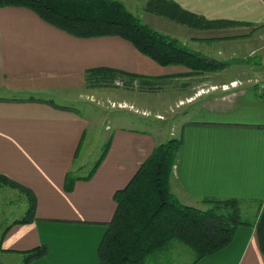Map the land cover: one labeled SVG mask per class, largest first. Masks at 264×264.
<instances>
[{"label": "crops", "instance_id": "1", "mask_svg": "<svg viewBox=\"0 0 264 264\" xmlns=\"http://www.w3.org/2000/svg\"><path fill=\"white\" fill-rule=\"evenodd\" d=\"M142 1L144 5L147 0ZM175 1L208 19L251 23L217 32L182 26L188 28L193 42L189 48L204 55L211 54L213 45L238 42L247 50L241 58H231L234 62H227L226 69L244 66L254 73L251 77H263L264 0ZM142 10L141 19L150 25H154L153 17L176 24ZM98 67L148 76L189 73L182 66L159 65L120 37H76L26 7H0L1 213L5 215V205H14L23 195L11 182L31 190L37 201L31 222L7 229L19 217L0 227L3 263L23 251L45 247L46 254L31 264H101L98 249L117 209L115 193L128 185L162 143L158 134L107 122L103 115L96 121L102 126L103 151L87 170L93 146L88 155L84 149L89 133L96 131L95 121L55 100L88 95L85 73ZM257 88L201 93L189 102L202 101L198 116L176 121L177 113H173V134L182 142L171 188L182 203L194 206L206 197L236 198L260 201L264 208V94ZM70 174L79 178L68 190ZM197 264H264L255 227L241 226L228 247Z\"/></svg>", "mask_w": 264, "mask_h": 264}, {"label": "trees", "instance_id": "2", "mask_svg": "<svg viewBox=\"0 0 264 264\" xmlns=\"http://www.w3.org/2000/svg\"><path fill=\"white\" fill-rule=\"evenodd\" d=\"M5 6L31 9L46 22L76 37H120L159 65L186 68L187 75L221 71L228 66L225 61L193 51L177 39L158 32L131 13L120 0H0V7ZM144 10L198 30L251 25L208 19L184 9L175 0H147ZM176 76L179 74L148 76L98 67L86 71L85 83L87 88L117 87L121 81L126 87L137 84L140 91L151 92L164 86V78ZM181 142L180 137H174L157 145L128 185L115 193L117 209L98 249L101 264H165L157 259V253L168 249L175 240L195 250L194 263H197L228 247L238 228L251 225L242 218V199L206 197L201 200L205 205L201 208L186 205L176 197L171 179ZM78 178L67 175L66 188L71 190ZM9 185L20 189L21 199L27 203V214L7 229L14 224L31 222L37 204L31 190L16 182ZM252 226L264 254V208ZM46 252L45 247H36L22 253L26 254L27 264H31Z\"/></svg>", "mask_w": 264, "mask_h": 264}, {"label": "rangeland", "instance_id": "3", "mask_svg": "<svg viewBox=\"0 0 264 264\" xmlns=\"http://www.w3.org/2000/svg\"><path fill=\"white\" fill-rule=\"evenodd\" d=\"M120 1L123 2L125 7L134 15L138 17L142 15V9H144L145 5H143L142 0ZM151 21L154 23V25L160 26V29H158L157 26L155 27L154 25H150L146 21L143 22L158 32L177 39L187 48H189L190 45H193L190 34L188 33V28H184L182 24L177 22L176 24H165V22H162V20L154 17L151 19ZM215 31L216 30H214V32ZM200 34L201 32H196V35ZM262 35L264 38V31ZM181 36L182 38H180ZM184 36L186 38H184ZM237 43L238 42H229L226 45H213V47L210 49L211 54L206 56L228 63L234 62L231 58L234 57L239 59V57L241 58L242 54L246 52L245 50H247H243L242 48L238 47ZM204 47L205 46L201 44V48L204 49ZM202 51L204 52V50ZM253 57H255V54H253ZM239 61L242 62L243 60ZM180 75L181 74L176 77L164 78V86L151 92L140 91L137 88V84L126 87L121 81H119L116 84L118 85L117 87H98L94 89L89 88V90H86V94L88 95H84V97H81L78 100H55L56 103L68 104L72 107L78 108L81 113L90 118L91 122L95 121L92 122V125L96 131L89 133L88 147L84 149V151H86L85 155H88L89 148L93 146V149L89 154L92 155L91 161L86 163L87 170H89V168L94 165V162L97 161L103 151L105 142L103 141L100 143V139L103 137L102 126L101 122L99 124L96 122L97 119L103 115L106 116L105 120L107 122L110 120V122H115L116 124L130 125L132 127L146 129L149 133L156 135L158 134L157 140L164 143L174 137H178L173 134L174 127L176 128V123H174L173 119L175 116L173 113H175V115L177 113L176 121H178V118H181L182 121V119H190L199 115L198 109L202 101L198 100L195 103H189L192 101V98L196 97V95H200L201 93H209V91L220 93L221 90L230 91L231 89L235 88L243 89L250 87V85L255 87L258 86L259 88V83L264 81V75L263 77L261 74L256 75V77L253 78L251 76L254 75V73L251 72L250 68H245L244 66L228 69L225 68L221 71L219 70L215 72L205 71L202 73H194L191 74L192 78L187 74L182 73L184 76ZM232 77L240 79L230 80ZM125 81H127V78H125ZM236 81L238 84L234 85V82ZM91 92H93V95ZM126 100L131 101L132 104ZM180 104L181 107L178 108ZM141 108H147L148 110L146 109L145 111H142ZM104 126L105 124H103V127ZM95 139H98L99 142H96ZM83 173H86V170H84ZM9 197L12 196H7V198ZM241 203L242 218L243 220L249 222L251 225L247 226L252 228V225L258 218L262 204L260 201L251 200H243ZM194 206L201 208L205 207L203 202H200L198 205ZM4 208L5 215L1 213V209L3 208L0 209V216H4L0 219V227H5V225L11 222L14 218L24 217L27 214V203L21 200V198L20 201L16 202L14 205H10V207L5 205ZM158 255V258L161 257V259H159L165 264H197L200 262L194 263L196 260V252L193 248L177 240L173 241L168 249L158 253ZM0 264H27V257L26 254L20 253L10 256L9 260H7L5 263H3V261L0 259Z\"/></svg>", "mask_w": 264, "mask_h": 264}, {"label": "built area", "instance_id": "4", "mask_svg": "<svg viewBox=\"0 0 264 264\" xmlns=\"http://www.w3.org/2000/svg\"><path fill=\"white\" fill-rule=\"evenodd\" d=\"M237 84H238L237 81L234 82V85H237ZM259 90H260L262 93H264V81H263L262 83H259Z\"/></svg>", "mask_w": 264, "mask_h": 264}]
</instances>
